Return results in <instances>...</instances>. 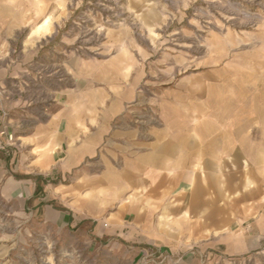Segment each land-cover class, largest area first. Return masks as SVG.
Segmentation results:
<instances>
[{
	"label": "rangeland",
	"instance_id": "374dc122",
	"mask_svg": "<svg viewBox=\"0 0 264 264\" xmlns=\"http://www.w3.org/2000/svg\"><path fill=\"white\" fill-rule=\"evenodd\" d=\"M90 94L117 113L102 150L117 166L127 141L116 130L208 140L218 156L241 146L243 132L249 141L264 125V0H0V264H264V244L186 260L96 243L54 227L5 186L18 176L19 136Z\"/></svg>",
	"mask_w": 264,
	"mask_h": 264
},
{
	"label": "crops",
	"instance_id": "0c3cea01",
	"mask_svg": "<svg viewBox=\"0 0 264 264\" xmlns=\"http://www.w3.org/2000/svg\"><path fill=\"white\" fill-rule=\"evenodd\" d=\"M113 99L117 108L123 104ZM101 101L90 94L84 103L65 102L20 135L18 176H7L5 186L54 227L96 243L158 246L182 251L186 260L196 251L237 257L261 248L264 125L249 141L243 132L241 146L221 147L220 156L208 140H166L160 129L150 140L149 130H116L113 137L127 141L117 166L102 155L117 113Z\"/></svg>",
	"mask_w": 264,
	"mask_h": 264
},
{
	"label": "bare ground",
	"instance_id": "6f19581e",
	"mask_svg": "<svg viewBox=\"0 0 264 264\" xmlns=\"http://www.w3.org/2000/svg\"><path fill=\"white\" fill-rule=\"evenodd\" d=\"M48 22V20L46 19L43 23L46 24Z\"/></svg>",
	"mask_w": 264,
	"mask_h": 264
}]
</instances>
